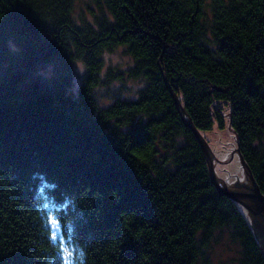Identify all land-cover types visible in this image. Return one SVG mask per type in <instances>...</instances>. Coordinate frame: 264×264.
Listing matches in <instances>:
<instances>
[{"label":"trees","instance_id":"1","mask_svg":"<svg viewBox=\"0 0 264 264\" xmlns=\"http://www.w3.org/2000/svg\"><path fill=\"white\" fill-rule=\"evenodd\" d=\"M74 1L0 0V264H197L224 229L264 264L186 124L209 146L227 127L264 195V0H100L92 21ZM127 78L135 98L99 105Z\"/></svg>","mask_w":264,"mask_h":264},{"label":"rangeland","instance_id":"2","mask_svg":"<svg viewBox=\"0 0 264 264\" xmlns=\"http://www.w3.org/2000/svg\"><path fill=\"white\" fill-rule=\"evenodd\" d=\"M100 0H75L73 5V16L76 20L92 21V13H97ZM132 63L131 57L125 52L123 47H118L112 52L104 55V68L102 75L108 68L126 69ZM78 72H82V66L77 63ZM75 87L78 84V78L74 79ZM142 82L136 79L113 80L107 84L100 85L96 88V97L99 105L106 106L116 98H135ZM210 141V148L213 155L218 160H225L232 152L231 158L226 162L215 161L214 171L217 177H220L225 185L235 181L236 178L246 179V174L240 163L236 150L235 140L226 127L222 130L214 128L207 133ZM233 150V151H232ZM219 183L223 186V184ZM242 209V207H241ZM247 220L250 223L249 215L242 209ZM53 232L57 233L58 229L53 223ZM240 246L237 242L230 239L227 230H220L216 233L209 246L204 250V256H200L197 264H239ZM69 264V260H65Z\"/></svg>","mask_w":264,"mask_h":264},{"label":"water","instance_id":"3","mask_svg":"<svg viewBox=\"0 0 264 264\" xmlns=\"http://www.w3.org/2000/svg\"><path fill=\"white\" fill-rule=\"evenodd\" d=\"M167 87H168V89H169V91H170V93H171V95H172L183 119H184V116L186 115V111L184 110V108L180 104V101L178 100L176 94L172 91V89L169 87L168 84H167ZM186 124L190 127L194 136L196 137L197 141L199 142V144L201 145V147L203 149L205 158H206L207 163H208L210 178H211V181H212L213 185L215 186L217 192L221 195H225V196L231 198L232 200L236 201L237 203H239L240 205H242L246 209L250 210L251 208H253L252 206L255 205L256 207L259 208L260 212L264 211V195H262L260 193L255 182L247 175L245 168L243 166L244 164L242 162V158L238 155L240 163H241V165L244 169V172L246 174V179L242 180L241 178H236L235 181L231 182L228 185H225L224 181L220 177L216 176L213 165H214L215 161H219V162L228 161L232 156V152L228 156V158H226L225 160H218L213 155L211 148L208 145L205 138L195 128V126L191 123L190 119H188V122H186ZM233 150H236V152H238L236 148ZM219 180L223 184V186L219 183ZM238 183L243 184L244 188H241L240 187L241 185L238 186L237 185ZM247 201H250L251 204L248 205ZM251 228L253 229L252 225H251ZM253 232H254V236L256 237V239H258L257 234L255 233L254 230H253ZM263 257H264V255H263Z\"/></svg>","mask_w":264,"mask_h":264},{"label":"flooded vegetation","instance_id":"4","mask_svg":"<svg viewBox=\"0 0 264 264\" xmlns=\"http://www.w3.org/2000/svg\"><path fill=\"white\" fill-rule=\"evenodd\" d=\"M238 186L241 185V188H244L243 184L238 183ZM248 205L251 204L250 201H247ZM242 206V205H241ZM253 208L246 209L245 207L242 206V208L247 212V214L249 215L250 218V223L253 227V230L255 231V233L257 234L258 239L257 242L259 244L260 250L262 252V254L264 255V211L260 212L259 208L256 207L255 205L252 206ZM250 225V226H251ZM254 234V232H253ZM256 238V237H255Z\"/></svg>","mask_w":264,"mask_h":264}]
</instances>
